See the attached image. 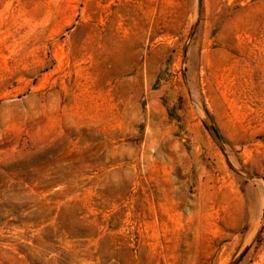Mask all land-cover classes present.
<instances>
[{"label":"rangeland","instance_id":"obj_1","mask_svg":"<svg viewBox=\"0 0 264 264\" xmlns=\"http://www.w3.org/2000/svg\"><path fill=\"white\" fill-rule=\"evenodd\" d=\"M0 264H264V0H0Z\"/></svg>","mask_w":264,"mask_h":264},{"label":"water","instance_id":"obj_2","mask_svg":"<svg viewBox=\"0 0 264 264\" xmlns=\"http://www.w3.org/2000/svg\"><path fill=\"white\" fill-rule=\"evenodd\" d=\"M207 127L209 128V130L211 131L212 135L214 136V138L218 141V143L221 145V147L224 149V146L222 144V139L220 134L217 132V130L211 126L210 122L208 121V119L205 120ZM252 176V175H250Z\"/></svg>","mask_w":264,"mask_h":264}]
</instances>
